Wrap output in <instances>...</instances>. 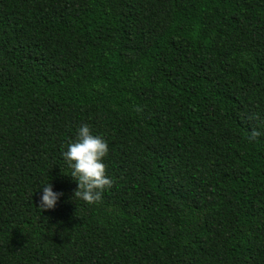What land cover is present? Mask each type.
Returning <instances> with one entry per match:
<instances>
[{
	"label": "trees",
	"instance_id": "1",
	"mask_svg": "<svg viewBox=\"0 0 264 264\" xmlns=\"http://www.w3.org/2000/svg\"><path fill=\"white\" fill-rule=\"evenodd\" d=\"M0 264H264V0H0Z\"/></svg>",
	"mask_w": 264,
	"mask_h": 264
},
{
	"label": "clouds",
	"instance_id": "2",
	"mask_svg": "<svg viewBox=\"0 0 264 264\" xmlns=\"http://www.w3.org/2000/svg\"><path fill=\"white\" fill-rule=\"evenodd\" d=\"M256 134L252 133L253 136ZM107 152V141L100 135L93 134L87 124H81L77 128L74 139L61 153L70 168L67 175L76 184L72 197L89 205L100 202L102 192L112 184L111 178L105 173L104 157ZM40 189L37 207L40 210L53 208L61 193L54 191L49 182Z\"/></svg>",
	"mask_w": 264,
	"mask_h": 264
}]
</instances>
